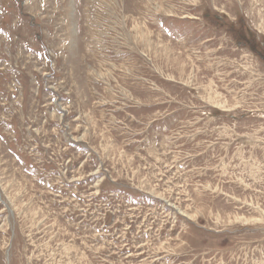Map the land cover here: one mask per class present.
<instances>
[{"label": "rangeland", "instance_id": "1", "mask_svg": "<svg viewBox=\"0 0 264 264\" xmlns=\"http://www.w3.org/2000/svg\"><path fill=\"white\" fill-rule=\"evenodd\" d=\"M0 264H264V0H0Z\"/></svg>", "mask_w": 264, "mask_h": 264}]
</instances>
